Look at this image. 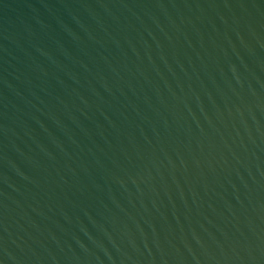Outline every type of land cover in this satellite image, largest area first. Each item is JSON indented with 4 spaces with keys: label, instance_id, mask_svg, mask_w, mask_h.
<instances>
[{
    "label": "water",
    "instance_id": "95a60500",
    "mask_svg": "<svg viewBox=\"0 0 264 264\" xmlns=\"http://www.w3.org/2000/svg\"><path fill=\"white\" fill-rule=\"evenodd\" d=\"M0 264H264V0H0Z\"/></svg>",
    "mask_w": 264,
    "mask_h": 264
}]
</instances>
